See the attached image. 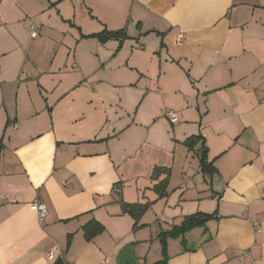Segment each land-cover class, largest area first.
<instances>
[{"label": "crops", "instance_id": "crops-1", "mask_svg": "<svg viewBox=\"0 0 264 264\" xmlns=\"http://www.w3.org/2000/svg\"><path fill=\"white\" fill-rule=\"evenodd\" d=\"M176 170L213 218L167 264H264V0H0V264H146L122 204Z\"/></svg>", "mask_w": 264, "mask_h": 264}, {"label": "rangeland", "instance_id": "rangeland-1", "mask_svg": "<svg viewBox=\"0 0 264 264\" xmlns=\"http://www.w3.org/2000/svg\"><path fill=\"white\" fill-rule=\"evenodd\" d=\"M187 160L192 163L190 157L188 156ZM173 175L174 178H171L168 181V184L164 189L165 195L160 197L159 194L152 190L153 193L158 196L159 200L155 202L147 201L148 206L145 208V211L140 218L141 221L139 219L135 227L131 225V231H135V233L145 229L148 230V232L152 230L153 234L156 232L153 238L147 240L133 237L134 241L142 245V252L146 255V264H167L169 257L168 252H172L174 248L178 246L180 240L181 245L184 246L182 242V237L184 234L172 235L173 229L177 226H180L181 222L179 219L177 220V217L175 218L173 215H171V213H181L182 209L186 208L188 204L195 203H191V201H184L186 198H183V195L177 188L180 186L186 176H183L182 178V173L180 170H176ZM167 187L168 189H166ZM163 210L169 214L166 215L163 213ZM157 213L158 218L156 219L154 216H156ZM131 220L132 221L130 224H134V219L132 217ZM142 221L145 222V225H143ZM126 244H129V242H126ZM163 248L165 254L163 253Z\"/></svg>", "mask_w": 264, "mask_h": 264}, {"label": "trees", "instance_id": "trees-1", "mask_svg": "<svg viewBox=\"0 0 264 264\" xmlns=\"http://www.w3.org/2000/svg\"><path fill=\"white\" fill-rule=\"evenodd\" d=\"M198 143L201 144V147L197 152V158H198V164H199L200 172L202 174H207V175L209 174L210 175L215 171V169L213 168L212 163H209L207 161V157H206L207 148L205 147L204 139L201 136L189 137L184 141V146L189 151H193L194 147ZM158 171H159V169H155L154 173L158 174L159 173ZM168 178H169V171H167L165 173V178L153 187V189L156 191L157 194H159L160 197L165 195L164 189L168 183ZM147 206H148L147 203L143 204V205H140V204H132V205L122 204L123 212L133 216V218L135 219V225H136L137 221L140 219V217L142 216V214L145 211V208ZM212 218H213V214L197 213L194 215L187 216L182 220L180 226H177L173 229L172 235H175V234H179V235L182 234L183 235L185 232H187V231H189L195 227L204 226V224ZM89 225L90 224H88L84 228L85 236L87 238H90L95 233V231H92V228ZM92 225L97 226L96 230L102 229L101 225H99L97 223H92ZM163 253L165 254L164 248H163Z\"/></svg>", "mask_w": 264, "mask_h": 264}, {"label": "built area", "instance_id": "built-area-1", "mask_svg": "<svg viewBox=\"0 0 264 264\" xmlns=\"http://www.w3.org/2000/svg\"><path fill=\"white\" fill-rule=\"evenodd\" d=\"M36 28H37V26H31L30 27V32H31L32 37L36 36V32H35ZM177 40H178V43H182V40H183V34L182 33H180V32L178 33ZM165 117L168 120V122L171 124L177 123V121H178V115L174 111H167L165 113ZM260 200L262 202H264V188L262 190ZM31 208L34 210V212L37 216L38 223L42 224L46 218V215H47V209H46L45 204L39 198L36 197L33 200V202L31 203ZM254 227L257 231H259V229H260L259 226L254 225ZM247 254H248V252L245 253L244 255L246 256ZM53 258H54L53 254L50 253L48 255V259L53 260Z\"/></svg>", "mask_w": 264, "mask_h": 264}, {"label": "water", "instance_id": "water-1", "mask_svg": "<svg viewBox=\"0 0 264 264\" xmlns=\"http://www.w3.org/2000/svg\"><path fill=\"white\" fill-rule=\"evenodd\" d=\"M52 264H64L61 257H57ZM116 264H137L132 256L129 244H126L119 252Z\"/></svg>", "mask_w": 264, "mask_h": 264}]
</instances>
